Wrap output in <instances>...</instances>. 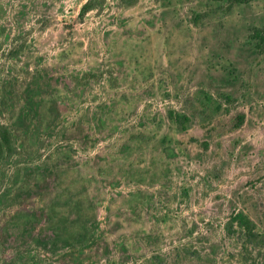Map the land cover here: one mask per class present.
<instances>
[{
	"label": "rangeland",
	"instance_id": "rangeland-1",
	"mask_svg": "<svg viewBox=\"0 0 264 264\" xmlns=\"http://www.w3.org/2000/svg\"><path fill=\"white\" fill-rule=\"evenodd\" d=\"M255 27L264 0H0V264H264Z\"/></svg>",
	"mask_w": 264,
	"mask_h": 264
},
{
	"label": "trees",
	"instance_id": "trees-1",
	"mask_svg": "<svg viewBox=\"0 0 264 264\" xmlns=\"http://www.w3.org/2000/svg\"><path fill=\"white\" fill-rule=\"evenodd\" d=\"M237 3H249L254 0H232ZM88 4L85 3L81 7L80 10V16H83L87 12ZM251 38H254L258 40L259 42L264 41V27H255L251 33ZM167 116L172 121L176 122L179 125H184L186 122L189 121V117L186 114L178 113L175 110H168ZM243 115L237 116V123L236 126H239L243 122ZM9 145V134L4 126H0V155L2 154L3 148L5 146ZM202 145L206 148L207 144L205 142H202ZM232 219L237 224V228L240 232L243 231L245 233V236L251 237L253 235V229L251 225H249L250 220L248 218V215L244 213L243 210H238L233 216ZM264 242V239H263Z\"/></svg>",
	"mask_w": 264,
	"mask_h": 264
}]
</instances>
